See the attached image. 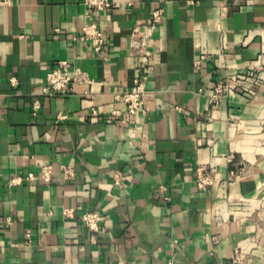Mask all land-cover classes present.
Returning <instances> with one entry per match:
<instances>
[{
	"label": "crops",
	"instance_id": "1",
	"mask_svg": "<svg viewBox=\"0 0 264 264\" xmlns=\"http://www.w3.org/2000/svg\"><path fill=\"white\" fill-rule=\"evenodd\" d=\"M3 1L0 264H230L236 251L241 264H264V0H111V12L93 14L99 55L80 40L85 0ZM157 10L150 56L137 55L133 33H147ZM63 61L94 83L43 96ZM147 62L144 111L114 120L126 110L115 96ZM251 70L257 90L214 107L216 84ZM210 165L216 182L201 190L196 171ZM44 167L49 182L25 180ZM86 212L104 217L98 231L82 223Z\"/></svg>",
	"mask_w": 264,
	"mask_h": 264
},
{
	"label": "built area",
	"instance_id": "2",
	"mask_svg": "<svg viewBox=\"0 0 264 264\" xmlns=\"http://www.w3.org/2000/svg\"><path fill=\"white\" fill-rule=\"evenodd\" d=\"M12 0H4L3 3L10 4ZM85 6L87 8L85 16L88 23L82 28L80 33V40L88 44L94 53L97 55L102 53L103 47L105 45V37L100 30L98 24L93 20V14L95 12H111L114 7V3L111 0H85ZM162 10L154 11L148 20V25L146 27L147 33L141 32L139 29H135L133 33L132 40V50L137 55H142L144 57H149L150 53L147 50V38L150 36L151 30L154 26L162 22ZM202 64V59L195 62V67L199 69ZM152 70V65L149 62L145 63L141 67L140 75L134 80L133 87L122 94H117L115 98L118 101H123L126 105V110L124 114L120 111L113 112V119L120 120L124 115L126 119L135 116L139 112L144 111L145 101V83L148 79L150 71ZM93 80L90 76L83 70L77 67H73L69 62H60L55 68H53L46 76V85L43 88L42 95L49 96L52 94L66 95L71 84H81L84 86H91ZM259 87V73L258 70H251L249 74L236 78V79H223L219 81L212 95V102L214 107L219 105V103L225 99H228L231 94H250L257 90ZM41 108V103L37 100L34 103V110L38 112ZM264 145V140L261 142ZM228 162L233 164L232 156L228 157ZM65 173V178L69 179L73 176V171L69 167H63ZM52 167H44L42 169L40 177L34 174H29L25 180H36L41 178L42 180L49 182L52 176ZM218 169L217 165H210L209 167H200L196 171V184L199 189L205 190L212 187L216 182V175ZM238 175L237 170L230 171V177H236ZM20 179L19 182H22ZM12 185L16 184V180H13ZM166 191V190H165ZM166 201H169L168 196L165 197ZM74 214V209H66L64 215L67 217H72ZM82 223L93 231H98L101 222L104 217L98 212H86L82 215ZM215 220L217 223L223 224L229 220L228 214L223 208H218ZM29 236V235H28ZM216 241V239L214 238ZM246 259L240 252L236 251L235 256L232 258L230 264H241ZM168 264H176L173 259H171Z\"/></svg>",
	"mask_w": 264,
	"mask_h": 264
},
{
	"label": "bare ground",
	"instance_id": "3",
	"mask_svg": "<svg viewBox=\"0 0 264 264\" xmlns=\"http://www.w3.org/2000/svg\"><path fill=\"white\" fill-rule=\"evenodd\" d=\"M258 152H259V153H263V152H264V148H260V149L258 150ZM253 206H254V208L259 207V206H260V202H254V203H253Z\"/></svg>",
	"mask_w": 264,
	"mask_h": 264
}]
</instances>
